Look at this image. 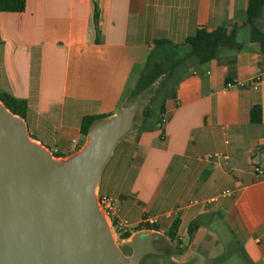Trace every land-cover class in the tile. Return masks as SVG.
<instances>
[{"label": "crops", "instance_id": "obj_1", "mask_svg": "<svg viewBox=\"0 0 264 264\" xmlns=\"http://www.w3.org/2000/svg\"><path fill=\"white\" fill-rule=\"evenodd\" d=\"M248 2L27 0L25 11H0V92L26 100L32 137L71 155L87 140L85 116L112 115L130 100L157 40L186 50L198 29L240 25ZM238 39L245 49L180 76L167 122L125 136L98 186L99 196L116 198L131 236L145 217L167 233L179 219L180 255L194 264H264V178L254 171L264 167V54L248 28Z\"/></svg>", "mask_w": 264, "mask_h": 264}, {"label": "water", "instance_id": "obj_2", "mask_svg": "<svg viewBox=\"0 0 264 264\" xmlns=\"http://www.w3.org/2000/svg\"><path fill=\"white\" fill-rule=\"evenodd\" d=\"M151 94L96 120L85 144L68 156L32 137L27 118L0 99V264H140L161 254L156 240L163 236L154 229L119 244L98 194L104 167L138 129Z\"/></svg>", "mask_w": 264, "mask_h": 264}, {"label": "trees", "instance_id": "obj_3", "mask_svg": "<svg viewBox=\"0 0 264 264\" xmlns=\"http://www.w3.org/2000/svg\"><path fill=\"white\" fill-rule=\"evenodd\" d=\"M27 0H0V11L22 12L25 11ZM95 24L98 27V10L95 13ZM264 0H249L245 17L240 25L235 24L232 29L227 26L209 31L201 28L186 39L188 49H182L165 40H157L150 52L139 79L131 92L130 100L152 92L143 106L141 122L138 130H152L161 126L166 116V100L171 95L180 76L190 67L205 64L214 58H220L227 53L237 52L247 47L246 43L238 39L242 27L249 29L250 43H256L264 54ZM0 99L14 113L27 118L28 104L24 99H18L6 92H0ZM110 115L85 116L82 121V133L88 137L92 124L101 118ZM252 121H262V108L255 105L251 111ZM57 156H61L57 152ZM180 220L177 219L168 231L171 239L177 238ZM201 226L200 219L192 221L188 228L190 237ZM148 229L159 230L157 224L147 225ZM123 239L131 237V233L122 234ZM183 249H179L181 254Z\"/></svg>", "mask_w": 264, "mask_h": 264}, {"label": "built area", "instance_id": "obj_4", "mask_svg": "<svg viewBox=\"0 0 264 264\" xmlns=\"http://www.w3.org/2000/svg\"><path fill=\"white\" fill-rule=\"evenodd\" d=\"M236 85L237 84H234V83H228V86H230V87L236 86ZM240 85L243 86L244 84H240ZM166 122H167V117L165 116L162 120L161 125H164ZM74 144L76 147L79 145L77 140H74ZM53 152L56 153L57 151L53 150ZM254 171H255L256 176L264 178V167L256 166ZM232 194H234V192L231 189H226L222 192L223 196H228V195H232ZM99 197H100L101 206H102L104 212L110 218L117 237L121 236L122 234H125L127 232L131 233L129 221L120 217V215L118 213V205H117L116 198L109 196V195H102ZM157 221L158 220L155 217H145L143 222H142V225L144 228H146L148 224L154 225L157 223Z\"/></svg>", "mask_w": 264, "mask_h": 264}, {"label": "rangeland", "instance_id": "obj_5", "mask_svg": "<svg viewBox=\"0 0 264 264\" xmlns=\"http://www.w3.org/2000/svg\"><path fill=\"white\" fill-rule=\"evenodd\" d=\"M160 233L163 237H161L159 240H156V246H157L158 250L161 251V254H159V255H146L140 264H143V263H145V264H166V261L168 259L173 261L175 264H194L193 259L182 258V256L178 253L180 248H182L183 246H185V247L187 246L186 240L185 241L179 240L178 237L173 240L169 237L167 232H160ZM224 233H225V235H228L227 231L223 230L222 236H224ZM125 240L126 239H123L121 236L117 237V241L121 245L124 244ZM235 247L238 249L237 251L239 253L240 249L238 248V246L236 244H235ZM238 260H239V262H242L240 259H238ZM224 261H225V259H224ZM242 264H246V263L242 262Z\"/></svg>", "mask_w": 264, "mask_h": 264}, {"label": "flooded vegetation", "instance_id": "obj_6", "mask_svg": "<svg viewBox=\"0 0 264 264\" xmlns=\"http://www.w3.org/2000/svg\"><path fill=\"white\" fill-rule=\"evenodd\" d=\"M148 229V228H146ZM123 250L127 253V254H131L133 249L131 247H127V246H123ZM148 255H159V254H148ZM145 264V263H143Z\"/></svg>", "mask_w": 264, "mask_h": 264}]
</instances>
